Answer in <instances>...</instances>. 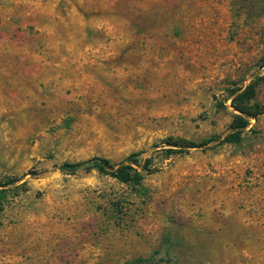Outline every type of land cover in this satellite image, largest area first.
Listing matches in <instances>:
<instances>
[{"label": "rangeland", "instance_id": "obj_1", "mask_svg": "<svg viewBox=\"0 0 264 264\" xmlns=\"http://www.w3.org/2000/svg\"><path fill=\"white\" fill-rule=\"evenodd\" d=\"M0 180V264H264V0H0Z\"/></svg>", "mask_w": 264, "mask_h": 264}, {"label": "trees", "instance_id": "obj_2", "mask_svg": "<svg viewBox=\"0 0 264 264\" xmlns=\"http://www.w3.org/2000/svg\"><path fill=\"white\" fill-rule=\"evenodd\" d=\"M251 94L252 93H249V97L252 96ZM239 110H243V108ZM248 123L249 122L247 120L246 121L242 120L240 122L238 121L233 122L228 132L224 133L223 135L220 134L214 135L211 138L207 139L206 142H217V143L230 142L234 144H239L241 141V134L245 129V127L248 125ZM167 144L176 146L177 148L176 150L178 151L185 150V148H193L197 146L193 142L177 141L172 139H169V141H167ZM73 166H78V167L84 166L85 168L88 167L95 168L100 172L109 173L123 182H130V181L138 182L142 179V174L136 169H134L131 165L127 163L113 164L106 158L94 157L86 161L79 162ZM141 168L147 173L151 172V169L148 167L146 163L142 165ZM7 183L9 182H2L0 180V210L3 203V198L5 197V193L8 190V188H4V186ZM134 261L144 262L148 264H155V262L149 263L151 260L145 258H138L135 259Z\"/></svg>", "mask_w": 264, "mask_h": 264}, {"label": "bare ground", "instance_id": "obj_3", "mask_svg": "<svg viewBox=\"0 0 264 264\" xmlns=\"http://www.w3.org/2000/svg\"><path fill=\"white\" fill-rule=\"evenodd\" d=\"M54 213V212H53ZM63 233V230L58 234L59 236H60V234H62ZM67 233V232H66ZM64 234V233H63ZM67 235V234H66ZM67 243V242H66ZM62 245V244H61Z\"/></svg>", "mask_w": 264, "mask_h": 264}]
</instances>
